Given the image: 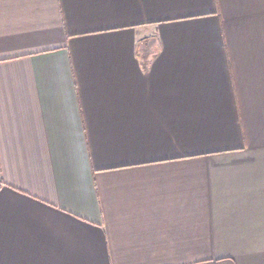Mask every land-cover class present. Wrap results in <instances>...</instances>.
Wrapping results in <instances>:
<instances>
[{
  "label": "crops",
  "instance_id": "obj_1",
  "mask_svg": "<svg viewBox=\"0 0 264 264\" xmlns=\"http://www.w3.org/2000/svg\"><path fill=\"white\" fill-rule=\"evenodd\" d=\"M0 264H264V0H0Z\"/></svg>",
  "mask_w": 264,
  "mask_h": 264
}]
</instances>
